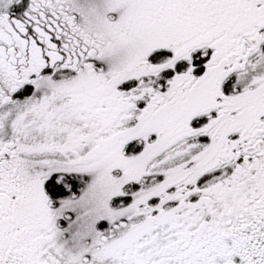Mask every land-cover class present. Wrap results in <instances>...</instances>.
Masks as SVG:
<instances>
[{"label":"snow or ice","instance_id":"snow-or-ice-1","mask_svg":"<svg viewBox=\"0 0 264 264\" xmlns=\"http://www.w3.org/2000/svg\"><path fill=\"white\" fill-rule=\"evenodd\" d=\"M0 264H264V0H0Z\"/></svg>","mask_w":264,"mask_h":264}]
</instances>
